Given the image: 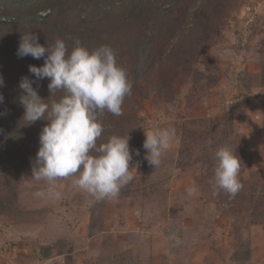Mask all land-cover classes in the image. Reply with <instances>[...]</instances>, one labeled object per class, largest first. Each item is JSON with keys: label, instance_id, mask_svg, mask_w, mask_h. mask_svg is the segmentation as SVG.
Wrapping results in <instances>:
<instances>
[{"label": "rangeland", "instance_id": "1", "mask_svg": "<svg viewBox=\"0 0 264 264\" xmlns=\"http://www.w3.org/2000/svg\"><path fill=\"white\" fill-rule=\"evenodd\" d=\"M26 31L69 51L110 46L127 70L131 95L98 141L128 133L139 151L116 198L75 177L55 181L56 198L32 177L47 121L25 124L19 103L44 63L17 56ZM0 77V264H264V0H0ZM48 83L33 84L45 100ZM157 126L176 135L154 167L143 142ZM226 144L241 162L234 197L214 181Z\"/></svg>", "mask_w": 264, "mask_h": 264}, {"label": "clouds", "instance_id": "2", "mask_svg": "<svg viewBox=\"0 0 264 264\" xmlns=\"http://www.w3.org/2000/svg\"><path fill=\"white\" fill-rule=\"evenodd\" d=\"M18 57L44 58L40 67L29 66L35 80L22 77L19 103L24 109L25 124L46 120L39 135L37 166L32 170L36 181H45L49 192L56 198L52 185L59 178L75 177L74 185L97 200L116 198L122 187L134 179L130 166L133 152L129 147L130 136L113 134L104 142L102 116L105 112L120 116L125 98L131 95L132 82L127 70L121 66L114 49L102 45L89 50L79 40L69 51L64 40L56 38L52 45H41L33 31L20 37ZM48 79L49 97L42 99L34 83ZM0 77V86H3ZM62 93L59 98H53ZM4 101L0 95V104ZM145 160L158 167L162 157L171 147L176 135L173 127H153L144 132ZM215 186L234 197L243 187L239 180L240 159L230 145H223L215 152ZM189 188V194L194 192ZM37 195H44L43 192Z\"/></svg>", "mask_w": 264, "mask_h": 264}]
</instances>
